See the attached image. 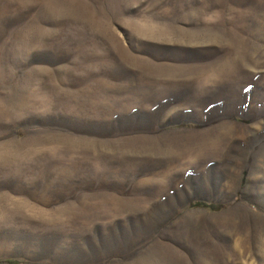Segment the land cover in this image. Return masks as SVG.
I'll use <instances>...</instances> for the list:
<instances>
[{
    "label": "rangeland",
    "instance_id": "rangeland-1",
    "mask_svg": "<svg viewBox=\"0 0 264 264\" xmlns=\"http://www.w3.org/2000/svg\"><path fill=\"white\" fill-rule=\"evenodd\" d=\"M264 264V0H0V264Z\"/></svg>",
    "mask_w": 264,
    "mask_h": 264
},
{
    "label": "trees",
    "instance_id": "trees-1",
    "mask_svg": "<svg viewBox=\"0 0 264 264\" xmlns=\"http://www.w3.org/2000/svg\"><path fill=\"white\" fill-rule=\"evenodd\" d=\"M4 263H6V264H20L19 261L13 260V259L6 260V261H4Z\"/></svg>",
    "mask_w": 264,
    "mask_h": 264
}]
</instances>
